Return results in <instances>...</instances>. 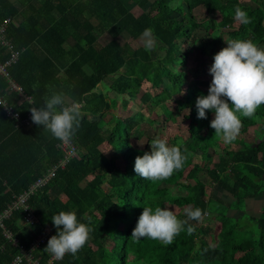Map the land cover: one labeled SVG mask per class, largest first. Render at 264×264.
Listing matches in <instances>:
<instances>
[{
    "label": "trees",
    "instance_id": "1",
    "mask_svg": "<svg viewBox=\"0 0 264 264\" xmlns=\"http://www.w3.org/2000/svg\"><path fill=\"white\" fill-rule=\"evenodd\" d=\"M132 1L142 8L140 14L124 0H0V22L11 18L7 37L21 51L10 68L13 79L36 107L43 105L51 89L80 101L83 112L73 137L78 156L30 198L39 218L36 228L31 231L22 226V211H15L6 227L19 245L28 247L44 227L57 234L51 219L55 214L74 211L79 222L90 226V239L75 256L66 254L49 264H264V211L253 217L254 228L241 222L243 215L234 217L230 212L244 210L246 199L264 193V105L252 118L241 117L237 146H224V152L214 158V150L223 143L210 127L214 113L207 111L206 119H198L196 109L197 97L207 95L210 84H197L198 71L185 68L187 55L182 49L183 43L198 40V31L217 28L225 30L199 40L205 59L226 47L225 31L231 38L242 37L264 48V0H249L252 4L241 0ZM198 6L207 13L222 14L221 20L198 19L194 13ZM236 7L247 12L249 24L234 19ZM148 28L163 55L154 57L143 45L122 39L126 32L136 40ZM104 34L110 39L102 44L99 40ZM108 77L113 79L109 88L117 95L134 99L148 82L160 90L156 94L145 91L140 96L143 103L172 100L184 112L187 137L170 145L179 146L186 160L170 178L152 182L134 171L135 158L151 150L130 142L132 117L106 120V113L118 104L98 88ZM0 85L5 86L4 80ZM8 99L23 116L31 112L33 105L26 98L12 93ZM134 115L137 122L151 125L142 112ZM255 125L260 130L250 139L247 128ZM58 142L32 121L29 126H17L0 108V212L62 157ZM103 144L110 146L108 155ZM202 171L232 199L208 194L199 178ZM176 188L185 193H176ZM56 189L59 192L53 196ZM167 204L198 207L204 220L191 221L195 231L191 235L182 231L167 246L131 238L144 206L167 208ZM176 215L185 219L182 211ZM46 245L34 251L40 264H48L51 258L44 251ZM19 250L0 230V264H9Z\"/></svg>",
    "mask_w": 264,
    "mask_h": 264
},
{
    "label": "clouds",
    "instance_id": "2",
    "mask_svg": "<svg viewBox=\"0 0 264 264\" xmlns=\"http://www.w3.org/2000/svg\"><path fill=\"white\" fill-rule=\"evenodd\" d=\"M234 19L245 25L251 22L247 12L240 7H236ZM141 41L146 51H154L157 47L150 28L143 31ZM225 41L227 46L214 55L209 68L212 80L208 94L197 97L196 109L198 119H206L207 111L214 113L210 127L225 145H231L240 135L241 117L252 118L264 105V48L251 40ZM29 102L33 105L30 108L33 123L62 143L73 139L83 116L80 101L63 91L50 89V95L45 96L42 106L36 107L34 101ZM0 105L7 106L4 100H0ZM148 143L151 151L135 158L134 171L140 178L163 181L182 169L186 157L179 146H169L161 137H155ZM183 214L185 219H179L169 208L144 206L131 238L136 241L147 238L165 246L171 245L182 231L186 230L191 235L195 226L190 222L202 223L205 216L202 209L191 206L185 207ZM51 219L57 234L48 239L44 251L53 260H62L66 254L75 256L90 239V226L79 222L74 211H60ZM85 219L90 221L91 217Z\"/></svg>",
    "mask_w": 264,
    "mask_h": 264
},
{
    "label": "rangeland",
    "instance_id": "3",
    "mask_svg": "<svg viewBox=\"0 0 264 264\" xmlns=\"http://www.w3.org/2000/svg\"><path fill=\"white\" fill-rule=\"evenodd\" d=\"M243 3H245V0H242ZM126 5L136 14H140L142 12V8H139L132 0H124ZM194 13L196 14L197 18L200 20H206L210 21L211 19L215 22H218L222 18V14H219L215 12L214 14L210 16L209 13L203 8L200 9L196 7L194 9ZM225 30L223 28H217L214 30H209L206 32L204 29L198 31V40H196L193 43H183L182 49L183 52L186 53L187 59H186V69L191 70H197L198 75L194 76V80L197 82L198 85L201 87H205L206 85L211 83L212 77L209 73V68L213 63V56L208 58H203L200 54L198 43L201 38H208L207 36H216L218 34L219 30ZM224 44L227 46V43L225 40L229 39H243L242 37H235L231 38L227 31L224 33ZM110 36H104L101 38V43H106L109 41ZM132 45L139 46L143 45L141 41V36L138 39H129ZM152 55L155 57L156 55H163V50H160L158 47L154 51H151ZM192 79V75L189 77ZM112 78L108 77L105 79L104 83H101L99 85V90L105 92L108 97L110 98H116L118 100V104L115 108L111 109L109 112L106 113L105 118L106 120H109L116 116H123V117H132L130 119V123L132 124L131 128V138L130 142L134 144L136 147L141 149H149L151 150L150 144L148 142H151V140L155 137H161L167 140V143L169 146H171V142H176L180 144L186 137H187V126H188V120L184 117V112H179L176 108L174 102L172 100H167L164 102H161L159 104H156L153 102V100H149L146 103H143L140 99V96L147 90H149L151 93L156 94L159 92L160 89L152 88L148 82H144L142 87L139 89L138 96L134 99L129 98L127 95H117L113 90L109 88L110 84L112 83ZM127 101V104H124V101ZM142 112L146 117H148L150 120H152L151 125L147 126L144 122H137L136 118H134V114L137 112ZM214 118V114L212 116V119ZM258 127H260L258 125ZM253 127H249V131L252 134V138L254 139V133H253ZM47 132V131H46ZM49 134V132H47ZM239 137H241V132ZM140 143H144L141 145ZM224 146L229 148H234L236 146L235 142H233L231 145H225L222 143V145L219 147V149L214 150V158H216L215 155H219L223 153L224 151L222 149ZM102 150L106 155L109 153L110 146L108 144H103L101 146ZM120 166H122L120 164ZM199 178L206 183V188L208 194L214 193L219 194L220 196H228V198H232L228 192H225L222 190L216 183H213L209 180L207 174L202 171L199 174ZM59 192L58 189L56 191H53L52 195H56ZM176 193H185V190L176 188ZM264 203V202H263ZM167 208L173 210L175 213L183 212L184 208L176 207L171 204L166 205ZM243 209L247 210V207L245 208V205ZM243 221L242 223H248L249 227L254 228L256 226L255 222L253 221V212L246 211V214L244 217L242 216ZM253 219V220H252ZM213 223V222H212ZM214 225V223H213ZM26 229V228H25ZM248 233V232H247ZM217 264V262H215Z\"/></svg>",
    "mask_w": 264,
    "mask_h": 264
},
{
    "label": "built area",
    "instance_id": "4",
    "mask_svg": "<svg viewBox=\"0 0 264 264\" xmlns=\"http://www.w3.org/2000/svg\"><path fill=\"white\" fill-rule=\"evenodd\" d=\"M11 21V18H5L0 22V81L4 80L5 83V86L0 85V100H4L7 104V106L0 105V108L17 126H29L32 121L31 112L23 116L19 109L8 99L9 94L17 93L19 96L30 101V97L24 93L20 84L10 74V68L17 62L21 52L12 40L7 37V30ZM58 147L62 151V157L26 189L15 195L7 207L0 212V230H2L7 239L11 240L15 246H19L20 249L19 253L9 264H40L39 259L34 255V251L46 245L48 239L53 235L50 228L44 227L40 234L33 237L28 247L19 245L18 239L6 227V220L11 219L15 211H22V226L31 231L36 228V225L39 223V218L29 203L30 198L36 192L47 186L56 176L57 171L60 168H64L68 162L79 154V148L73 139L69 143L59 141ZM52 261L53 259L51 257L48 260V264Z\"/></svg>",
    "mask_w": 264,
    "mask_h": 264
},
{
    "label": "crops",
    "instance_id": "5",
    "mask_svg": "<svg viewBox=\"0 0 264 264\" xmlns=\"http://www.w3.org/2000/svg\"><path fill=\"white\" fill-rule=\"evenodd\" d=\"M13 1V0H12ZM242 1V0H241ZM243 2V1H242ZM245 3H249V4H252V2L251 1H249V0H245ZM198 8H200V9H203V7L202 6H198ZM215 13V12H214ZM213 13V14H214ZM209 15L211 16L212 15V13H209ZM109 36L108 34H104V35H102L101 37H100V42H101V38H103L104 36ZM122 39L123 40H126V41H130L129 39H130V37H129V35L126 33V32H123L122 33ZM132 39V38H131ZM104 44V43H103ZM250 127H253V126H250ZM249 129V127L247 128V133H248V136L250 137V139L252 138V134L250 133V131L248 130ZM259 130H260V127H258V125H255L254 126V129H253V133H254V136L256 137V135H257V132H259ZM47 133V132H46ZM48 134V133H47ZM50 134V133H49ZM238 138H240V137H238ZM237 146V145H236ZM235 146V147H236ZM219 195V194H218ZM220 196V195H219ZM224 197H226L227 199H229L228 198V196H224ZM232 199V198H231ZM264 193H263V195L262 196H260L259 198H248V199H246V202H245V208L247 207V210L248 211H251V212H253V217H258L259 215H260V213L261 212H263L264 211ZM247 210H231L230 212L232 213V215L234 216V217H237V216H239V214H241V216L243 215H245L246 214V211ZM211 225L213 226V223H211ZM242 235H247V233L246 234H242Z\"/></svg>",
    "mask_w": 264,
    "mask_h": 264
}]
</instances>
